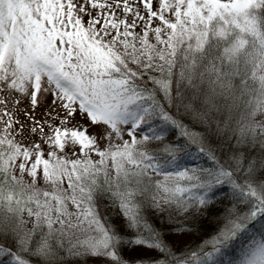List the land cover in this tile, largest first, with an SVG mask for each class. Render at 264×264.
<instances>
[{"label": "snow or ice", "instance_id": "snow-or-ice-1", "mask_svg": "<svg viewBox=\"0 0 264 264\" xmlns=\"http://www.w3.org/2000/svg\"><path fill=\"white\" fill-rule=\"evenodd\" d=\"M0 264H264V0H0Z\"/></svg>", "mask_w": 264, "mask_h": 264}, {"label": "rangeland", "instance_id": "rangeland-1", "mask_svg": "<svg viewBox=\"0 0 264 264\" xmlns=\"http://www.w3.org/2000/svg\"><path fill=\"white\" fill-rule=\"evenodd\" d=\"M39 114V113H38Z\"/></svg>", "mask_w": 264, "mask_h": 264}]
</instances>
